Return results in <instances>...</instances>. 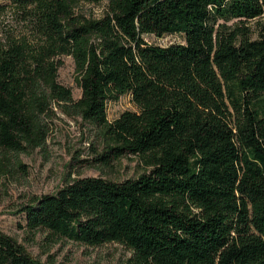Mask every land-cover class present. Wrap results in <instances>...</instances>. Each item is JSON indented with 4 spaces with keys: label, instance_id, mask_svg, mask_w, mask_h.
I'll return each mask as SVG.
<instances>
[{
    "label": "trees",
    "instance_id": "1",
    "mask_svg": "<svg viewBox=\"0 0 264 264\" xmlns=\"http://www.w3.org/2000/svg\"><path fill=\"white\" fill-rule=\"evenodd\" d=\"M35 35L0 27V150L21 151L62 84L71 54L83 116L112 141L96 159L138 155L136 178L84 176L25 203L30 229L89 245L119 241L126 264H264V31L221 20L264 17V0H107L100 17L79 0H7ZM100 2L102 0H86ZM181 33L183 42L145 34ZM131 93L137 110L108 118ZM0 264H46L0 231Z\"/></svg>",
    "mask_w": 264,
    "mask_h": 264
},
{
    "label": "rangeland",
    "instance_id": "2",
    "mask_svg": "<svg viewBox=\"0 0 264 264\" xmlns=\"http://www.w3.org/2000/svg\"><path fill=\"white\" fill-rule=\"evenodd\" d=\"M0 2H9L0 0ZM107 9V0H79L75 15L100 17ZM229 28L246 24L253 37L264 31V17L241 22L237 18L225 21ZM0 27L15 35L34 37L33 24L22 12L8 8L0 17ZM149 42L167 45L183 42L181 33L162 36L145 34ZM59 81L71 87L74 101L52 100L49 110L40 113L36 132L25 140L21 151L0 150V231L13 237L33 257L46 264H126L133 250L119 241L89 245L67 237L57 236L45 228L30 229L22 206L35 196L56 192L67 181L84 176H101L115 181L136 178L151 166L138 155L129 154L104 163L96 159L112 143L105 130L86 119L76 104L82 95L75 61L71 54H61ZM126 109L137 110L131 93L118 100H109L108 118L115 119Z\"/></svg>",
    "mask_w": 264,
    "mask_h": 264
}]
</instances>
